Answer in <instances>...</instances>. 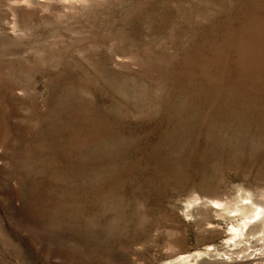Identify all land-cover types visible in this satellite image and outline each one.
I'll list each match as a JSON object with an SVG mask.
<instances>
[{
	"label": "rangeland",
	"instance_id": "1",
	"mask_svg": "<svg viewBox=\"0 0 264 264\" xmlns=\"http://www.w3.org/2000/svg\"><path fill=\"white\" fill-rule=\"evenodd\" d=\"M0 264H264V0H0Z\"/></svg>",
	"mask_w": 264,
	"mask_h": 264
}]
</instances>
